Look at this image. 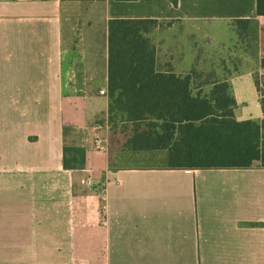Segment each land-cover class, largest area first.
<instances>
[{"label":"crops","instance_id":"obj_1","mask_svg":"<svg viewBox=\"0 0 264 264\" xmlns=\"http://www.w3.org/2000/svg\"><path fill=\"white\" fill-rule=\"evenodd\" d=\"M252 18L260 60L256 0H0V264H264V167L118 168L107 121L110 19Z\"/></svg>","mask_w":264,"mask_h":264},{"label":"trees","instance_id":"obj_2","mask_svg":"<svg viewBox=\"0 0 264 264\" xmlns=\"http://www.w3.org/2000/svg\"><path fill=\"white\" fill-rule=\"evenodd\" d=\"M256 15L264 16V0H256ZM164 22L184 21H108L107 121L113 135L130 125L122 150L160 153L170 169H246L255 163L264 167V116L246 121L234 117L229 79L243 72L231 74L223 62L202 65L198 55L188 65L166 62L158 69L151 35ZM228 24L243 37L250 26L254 29L255 61L264 68L257 52V20ZM252 75L264 115V75Z\"/></svg>","mask_w":264,"mask_h":264},{"label":"rangeland","instance_id":"obj_3","mask_svg":"<svg viewBox=\"0 0 264 264\" xmlns=\"http://www.w3.org/2000/svg\"><path fill=\"white\" fill-rule=\"evenodd\" d=\"M242 30V29H241ZM240 30V31H241ZM248 36H240L228 22H181L160 23L152 30L151 40L158 55V69L166 62L188 65L198 55L202 65L223 62L231 74L253 70L256 66L254 57L255 31L250 26ZM245 31V32H246ZM243 32V30H242ZM130 125L125 132L115 134L118 153L114 166L118 168H161L165 166L164 156L160 153L134 154L122 150L128 139Z\"/></svg>","mask_w":264,"mask_h":264},{"label":"built area","instance_id":"obj_4","mask_svg":"<svg viewBox=\"0 0 264 264\" xmlns=\"http://www.w3.org/2000/svg\"><path fill=\"white\" fill-rule=\"evenodd\" d=\"M100 94H104V92H101ZM97 130H98V128H93V130H92V133H93V135L95 136V140H94V143H95V145H96V147L97 148H102V141H101V139L97 136Z\"/></svg>","mask_w":264,"mask_h":264}]
</instances>
